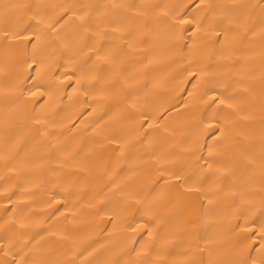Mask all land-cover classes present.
I'll return each instance as SVG.
<instances>
[{"label":"bare ground","instance_id":"bare-ground-1","mask_svg":"<svg viewBox=\"0 0 264 264\" xmlns=\"http://www.w3.org/2000/svg\"><path fill=\"white\" fill-rule=\"evenodd\" d=\"M150 2L164 7L137 18L135 9L111 5L143 0H0V28L7 16V26L32 37L0 47V245L9 252L0 251V260L228 264L256 255L246 245H258L264 224V0H204L228 6L215 19L199 0ZM57 5L107 6L117 21L133 23L140 39L115 63L97 61L83 42L47 27L62 15ZM165 11L190 23L170 31ZM99 19L106 35L93 45L123 44L121 33L106 27L108 18ZM82 71L95 79L77 86ZM214 93L233 97L239 115L213 103ZM126 97L150 101L157 119L133 117ZM209 120L220 121L211 133ZM216 127L227 129L228 142L209 159ZM170 151L199 191L158 179L156 168L170 165L156 159ZM113 182L140 193L144 206L113 195ZM154 214L159 222L148 223ZM137 223L147 227L128 230Z\"/></svg>","mask_w":264,"mask_h":264},{"label":"snow or ice","instance_id":"snow-or-ice-1","mask_svg":"<svg viewBox=\"0 0 264 264\" xmlns=\"http://www.w3.org/2000/svg\"><path fill=\"white\" fill-rule=\"evenodd\" d=\"M201 6H203L208 13L212 15V18L215 19V15L217 14V10L223 8L225 11L228 10V6L226 5H218V4H205L204 0H199ZM55 7L61 8L62 15H60L59 19L53 17L52 20L48 23L47 27L56 34V36L60 37V29L65 31V39L70 40L75 45L79 46L83 42V48H87L89 52L93 54L97 61H104L107 63H115L117 57L120 52L123 51L125 46L131 47V43L129 41H135L140 39L141 33L139 29L133 23H125L122 21H117L116 17L118 13L110 12L107 10V6H99L93 9L91 5H83L80 6V11L74 10L73 6L68 5H57ZM162 5L152 4L150 0H143V3L140 5L133 4H115L111 5L112 9H125L132 10L135 9V15L137 18L139 17H147L151 13H156L157 10L162 9ZM244 7V6H241ZM101 8L104 10L102 11ZM93 11L95 12V17L93 16ZM67 17V19H66ZM162 20L165 23L170 31L183 29V26L189 24L190 21L185 18L184 15H181L178 11H173L171 13L165 11L162 12ZM74 18V19H73ZM99 18H108V24L106 27H110L112 33H121L120 36L117 37V40H123V44L114 43L111 45L110 50H105L104 48H97L93 45V41L97 39V37H103L106 35V32L102 33L100 30V25L104 23L103 19ZM226 19L228 17H225ZM203 19H208V16H205ZM63 21V23H61ZM76 21H79L77 24ZM3 22L6 25L3 28H0V38H2V44L0 47H4L5 49L11 47V42L19 41V42H30L32 40L31 36L24 35L21 31H14L11 27L7 26L8 18L5 16L3 18ZM231 23L232 21L229 20ZM238 27L242 26L239 23ZM264 32V28L261 29ZM36 40L39 41V36H36ZM33 50L36 48V44H32ZM83 48L81 50H83ZM26 64L31 67V64L26 60ZM71 79V76L68 77ZM89 79H95V77H90L88 72H81L80 75L76 79V85H81L82 82H87ZM73 91H76L74 88ZM87 91V89H86ZM31 95L35 96L36 93L32 92ZM40 95L43 96L44 93L40 92ZM203 99V97H201ZM213 103H218L219 105H226L227 108L232 109L233 112L239 115L241 108L238 104L233 103V97H228L227 99L220 98L218 94H213L210 98ZM126 100H129V107L132 109V116L138 120H142L144 123H147L150 120L157 119L152 113L155 111L154 105L148 101L147 99H141L137 97L136 99H129L126 97ZM162 118V117H161ZM245 119L247 117H244ZM213 119H215L213 117ZM230 119L229 116H225L224 120L228 121ZM37 124H42L39 118L36 119ZM144 123L140 124V127L144 126ZM203 123V121H201ZM220 121L216 120L215 125H219ZM212 120H209L207 124L206 132L211 133V130L215 126ZM153 125L148 124V127L151 128ZM216 131L220 132V136L217 137L212 144H207V151L209 159H213L216 155V149L221 145H226L228 142V137L226 135L227 129H221L216 127ZM215 135V133H212ZM197 146H199V141L197 140ZM203 159V157H201ZM163 162L164 165H170V167L158 166L156 171L159 173L158 179L163 181L164 183L172 182V186L175 188H183L185 192L199 191V188L196 186V177L192 174H184L183 166L179 163L178 154L174 151L165 152L159 158L156 159V164L160 165ZM208 168H211L212 165L205 161ZM225 173L228 172V169H224ZM191 182V183H190ZM67 190V189H66ZM110 191L113 195H119L123 202H127L128 200H135L136 203L140 204L141 207L144 206L145 201L140 199V193L127 191L126 188H121L115 182L112 183ZM59 203V201H57ZM155 213V205L148 209ZM67 219V217H65ZM160 220L158 214H154L151 216L150 221L148 223L156 224ZM23 226V225H22ZM147 227V224L137 223L135 226L132 224H128L127 228L129 231L136 233L141 228ZM245 231L251 232L252 229L246 228ZM149 236L152 235L151 232L148 233ZM55 235V233H53ZM248 239H252V237H248ZM166 243V240L164 241ZM255 244V241H253ZM253 244L246 245L249 251H256V255H246L243 259L229 261L228 264H264V224H261L259 230V243L253 248ZM0 251L3 252L4 256L7 257L9 252L4 249L2 245H0ZM153 252L156 255H160V252L157 251L156 245L153 244ZM152 253H149L151 255ZM139 256L140 253H137ZM0 264H29L28 261H9L7 259L0 260ZM33 264H44L43 261L33 262ZM91 264V262H89ZM138 264H149V261H139ZM163 264H167V261H164ZM189 264H194V262H189Z\"/></svg>","mask_w":264,"mask_h":264}]
</instances>
